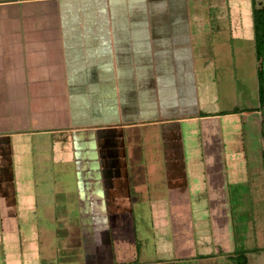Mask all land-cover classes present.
<instances>
[{"label": "crops", "instance_id": "0c3cea01", "mask_svg": "<svg viewBox=\"0 0 264 264\" xmlns=\"http://www.w3.org/2000/svg\"><path fill=\"white\" fill-rule=\"evenodd\" d=\"M107 2L0 0V155L8 156L4 146L10 143L24 141L32 145L37 139L35 143L53 139L60 145L66 144L67 150L63 152L51 143L53 160L67 164L63 169L48 168L50 172L46 173L53 176L61 170L62 175L72 174L71 187L78 190L81 229L75 232L70 245L80 243L85 255L81 264H185L200 258L197 256H209L211 253L204 252L189 255L193 231L192 212L187 210L191 203L189 180L173 177L188 178L192 169L183 160L190 161L199 153L191 154L183 148L163 152L164 158L182 161V164L164 169L171 181L162 189L160 184V190H155L154 195L158 200L155 208H159L161 200L163 207L171 208L169 213L173 211V216L176 215H170L164 222L168 224L167 230L175 225L176 232L171 236L168 230L165 235H159L161 230L155 227L153 233L159 239L152 234L155 251L151 252L157 257L145 258V254L149 255L147 250L140 253L137 240L138 236L139 240L145 238V233L136 231L133 209L146 206L147 201L150 203L154 186L153 182L145 186L137 182L132 188L133 167L129 160L131 164L136 160V167L141 150H136V143L135 149L131 147L129 140L135 142L131 135L142 134L145 129H156L157 136L153 139H158L159 144L161 132L176 136L182 128L188 135L186 128L191 125L201 127L206 133L207 125H216L220 115L247 116L252 112L237 111V107L222 110L215 106L209 111L201 108L202 99L192 79L196 59L187 42L190 12L186 7L126 8L125 1L121 0H114L113 7H106ZM133 12H139L134 22L144 17L146 21L150 16V25L140 22V26H132ZM162 18L168 21L171 30L180 32L172 43L162 44L158 41L163 39L154 34L159 23L162 25ZM135 30L141 33L133 34ZM149 31L153 33L154 47L147 52L135 51V46L141 43L138 39L148 37L145 34ZM205 67L203 64L201 69ZM218 140L217 137L212 143ZM144 141L149 142L146 137L143 145ZM20 147H25L24 143ZM41 148L35 144L34 154L47 157ZM208 155L214 160L207 184L210 190H222L223 165L219 159L222 157L217 152H205ZM52 176L49 181L45 180L49 187L55 188L64 182L61 179L57 183ZM49 196L46 194L44 206L52 208L55 204ZM213 201L219 209L216 214L213 212L211 220L221 229L225 220L223 199L218 195ZM155 204L149 207L154 208ZM151 214L156 216L157 210H151ZM152 215L153 229L155 216ZM99 222L104 224L106 238L96 242L99 235H95L98 228L95 225ZM103 250L106 252L102 253ZM141 255L142 260L138 261Z\"/></svg>", "mask_w": 264, "mask_h": 264}, {"label": "rangeland", "instance_id": "374dc122", "mask_svg": "<svg viewBox=\"0 0 264 264\" xmlns=\"http://www.w3.org/2000/svg\"><path fill=\"white\" fill-rule=\"evenodd\" d=\"M124 1L126 8L186 7L190 12L187 31L190 38L187 42L193 58L196 59V73L192 79L196 92L202 99L201 108L209 111L215 106L222 110L237 107V111L252 112L247 116L220 115L216 125H207L206 133L201 131V127L191 125L186 128L188 135L184 134L185 130L182 131V128L176 136L161 132L158 135L161 136L159 144L158 139H153L157 136L156 129H145L142 134L131 135L135 142L131 138L129 145L135 149L133 145L136 143V150H141L140 163H137L136 167V160L133 164L132 160H129L130 166L133 167L130 173L131 186L134 188L137 182L143 183V186L153 182L154 186L153 192H150V203L147 201L146 206H134L133 209L136 231L142 230L145 233L142 240H139L138 236L137 248L140 253L143 250L149 252V255L145 254L147 259L157 257L156 253L151 252L155 251L152 234L157 238L153 231L158 227L161 230L158 234L165 235L169 229L167 230L168 224L164 222L171 216L176 217L173 216V211L169 213L171 208L163 207L161 200L159 208H155L158 200L154 195L157 192L155 190H160V184H163L162 189L171 181L170 175H166L164 169L169 166L177 168L182 164V161L164 158L163 152L183 148L191 154L199 153L190 161L183 160L189 162L188 166L192 169L190 176L187 175L188 178L171 176L189 180L191 203L187 210L192 212L190 220L193 226V231L190 232L192 246L189 255L198 252L211 253L209 256H197L200 258L185 264H237L238 256L242 258L244 255L246 264H264V104L260 105L259 102L258 75L261 63L255 56L252 15V4L255 7H263L264 0H121ZM113 2L114 0H109L105 3L106 7H113ZM138 13L133 12L132 16L130 15L133 18L132 26L138 27L140 22L150 25V16H146V21L142 16L144 20L137 19L134 22L135 15L139 17ZM167 23L168 21L162 18V25L159 23L158 31L154 33L158 35V39H163L158 41L162 44L172 43L175 35L180 33L171 30V25ZM135 33L141 32L135 30L133 34ZM145 35L148 37L138 39L141 43L135 46V51L147 52L154 47L153 33L149 31ZM131 49L134 50L133 47ZM149 57L145 55V58ZM203 64L206 69H201ZM215 132L217 135L211 136V133ZM145 137L149 142L144 141L143 145ZM217 137L218 142L212 143ZM37 140L32 145L24 141L10 143L8 146L1 144L4 150L8 151V156L0 155V264H81L85 255L80 243L74 245L73 242L70 245L75 232L81 229L79 203L76 198L78 190L75 191L71 187L72 174L62 175L61 170H56L58 172L53 173V176L46 173L50 172L48 168L63 169L64 164H67L53 160L51 143L52 146L61 147L63 152L67 150L66 144L60 145L53 139L48 143L43 139L35 143ZM22 143L25 147L21 148ZM35 144L42 146V153L47 157H41V153L39 156L34 154ZM205 152H217L222 157L219 158L223 165L222 190H210L207 184L214 158L205 156ZM51 176L57 183L61 179H64V182L56 184V189L49 187L45 183ZM132 193L136 199L135 191ZM46 194L50 195L47 198L53 199L54 207L44 206ZM217 194L223 199L222 214L225 220L221 229L211 220L213 212L216 214V209H219L215 205L216 201H213L218 199ZM153 202L156 203L154 208L149 207ZM154 209L157 210L156 216L151 214ZM151 215L155 216L152 219L153 229ZM103 225L101 222L95 225L98 227H95V235H99L96 242L106 238L105 231L102 230ZM173 226H170L171 231L169 230L171 236L176 232V227ZM104 252L106 251L103 250L102 253ZM142 257L143 255L138 261H141Z\"/></svg>", "mask_w": 264, "mask_h": 264}, {"label": "trees", "instance_id": "16d2710c", "mask_svg": "<svg viewBox=\"0 0 264 264\" xmlns=\"http://www.w3.org/2000/svg\"><path fill=\"white\" fill-rule=\"evenodd\" d=\"M252 6L255 56L261 63V70L258 75V94L260 105H262L264 104V6L255 7L254 4ZM262 157L264 170V151ZM244 256L242 258L238 256L237 264H246Z\"/></svg>", "mask_w": 264, "mask_h": 264}]
</instances>
